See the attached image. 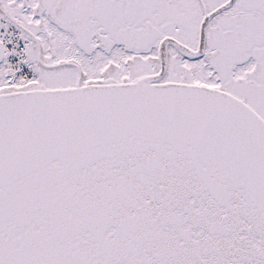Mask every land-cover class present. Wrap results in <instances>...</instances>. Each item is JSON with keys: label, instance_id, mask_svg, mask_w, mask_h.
<instances>
[{"label": "snow or ice", "instance_id": "obj_1", "mask_svg": "<svg viewBox=\"0 0 264 264\" xmlns=\"http://www.w3.org/2000/svg\"><path fill=\"white\" fill-rule=\"evenodd\" d=\"M0 264H264V0H0Z\"/></svg>", "mask_w": 264, "mask_h": 264}]
</instances>
